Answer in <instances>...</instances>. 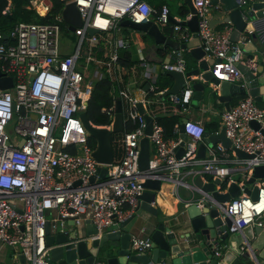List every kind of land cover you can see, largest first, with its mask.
<instances>
[{
    "label": "built area",
    "instance_id": "2783aa9c",
    "mask_svg": "<svg viewBox=\"0 0 264 264\" xmlns=\"http://www.w3.org/2000/svg\"><path fill=\"white\" fill-rule=\"evenodd\" d=\"M70 1L75 3L82 20L73 29L65 25L62 16L65 3ZM211 1L191 0L197 14L200 46L205 57L212 61L209 66L212 75L219 80L240 82L243 72L239 63L252 61L244 56L238 43L247 36L233 41L230 22L215 28L211 23ZM236 1L244 5L248 0ZM51 6V0H32L26 7L35 9L42 21L19 20L8 32L0 30L1 75L12 76L9 87H0V245L16 248L24 257L21 264H50L52 245L46 242L48 234L63 232L69 236V242L76 243L80 239L100 238L103 229L110 225L118 227L136 211L139 196L145 189L143 181L150 176L152 168L164 170L161 184L165 181L183 184V174L189 172L191 177L201 174L204 180L205 173L212 179L218 178L216 189L220 192L236 181L240 194L225 200L223 205L218 203L224 211L222 217L231 218L228 232L241 231L248 223L262 224L264 176L253 182L258 188L256 197L245 192L243 185L254 166L264 164V106L248 94L220 113L221 126L231 145L251 156H238L220 142L208 147V157L199 156L198 141L203 139L206 129L201 121L190 118L183 124L184 151L177 155L175 147L182 141L180 123L174 126L175 132L180 131L177 136L165 137L156 115L186 110L194 92L189 80L185 79L180 92L170 93L167 98L162 97L166 89H158L153 80L155 85L150 86V91L154 97L145 96L142 100L133 92V85L122 84L126 66L121 63L119 51L128 46V37L121 34L122 19L153 21L162 27L171 26L182 39L191 36L187 25L172 22L169 6L163 3L154 7L148 0H62L59 11L44 19ZM3 11L8 12L9 7ZM191 16L192 12L185 17L173 15L176 20ZM89 27L97 31L90 34ZM68 32L76 36L69 46L60 39L61 34L68 35ZM100 40L104 51L98 57L94 53L99 49ZM168 51L173 60L161 61L160 66L184 71L185 61L180 52L176 48ZM104 73L116 88V99L123 103L124 121L131 119L135 124L130 130L123 127L113 137V149L119 146L122 152L109 163H100L94 157L97 142L93 138L92 143V136L80 116L86 109L94 81ZM143 74L154 78L149 67ZM157 94H161L160 98ZM115 100L107 109L112 114L110 123L97 125L90 121L92 125L112 127ZM138 101L149 104L144 109L153 119L146 170L138 167L139 141L145 135L146 125L144 115L137 109ZM155 103L156 106H150ZM252 120L258 123L257 127L252 125ZM191 163H198L200 167L185 170ZM99 165L106 167L103 177L97 172ZM93 174L95 178L91 180ZM190 187L196 189L194 185ZM203 196L206 195L197 199L199 205ZM87 221L94 224L97 232L85 233ZM151 243L150 236L132 234L130 252L145 253ZM218 250L215 253L219 254ZM91 264L109 263L97 257ZM139 264H164V261Z\"/></svg>",
    "mask_w": 264,
    "mask_h": 264
},
{
    "label": "water",
    "instance_id": "95a60500",
    "mask_svg": "<svg viewBox=\"0 0 264 264\" xmlns=\"http://www.w3.org/2000/svg\"><path fill=\"white\" fill-rule=\"evenodd\" d=\"M184 2L190 12H192V16L189 19L176 20L171 14V20L183 26L187 25L193 32V37L198 38L196 33L198 28L196 10L191 0H184ZM213 2L221 3L222 6L220 7L225 12L224 17L217 19L218 22H231L233 24L234 28L230 35L233 41L238 42L242 33H250L251 46H246L243 41H239L243 51H246V56L252 60L249 64L239 63V67L243 72L240 82L219 80V78L212 75L209 69L212 61L205 57V52L201 46L188 42L180 43L178 40L170 38L164 32V27L156 22H134L125 18L121 20V23L148 33L153 37L156 44L164 43L176 49L191 46L190 51L199 60L198 64L185 71L164 69L163 73L173 78L171 86L165 92L166 94L178 92L183 87L185 79L191 80V75L195 74L199 75V80L191 85L195 97L200 93L199 89L207 88L208 83L213 82L219 92V99L223 100L227 106L231 98L236 94H249L254 100H262L264 102V0H248L244 5H239L236 0H213ZM9 5L8 0H0V16L4 13L3 10L6 6ZM62 16L66 21L65 25L69 29H73L75 25L82 23L80 12L73 1L65 3L62 9ZM39 20L42 21L43 18L41 17ZM211 23L213 24L212 19ZM248 25L252 26V30L247 28ZM87 31L91 34L97 30L89 27ZM11 84L12 76H2L0 71V87L7 88ZM136 106L139 112L144 115L146 121L145 135L139 141L138 155L139 169L146 170L149 166L151 154L148 135L152 132L153 119L151 115L145 112L141 101H138ZM80 116L90 135L97 142V147L93 151L94 157L100 163L111 162L114 155L112 133L121 131L124 127V111L121 99L115 100V113L111 128L92 125L85 111H82ZM187 119L188 116H185L180 122L179 130L181 131L182 141L175 147L177 155L182 154L184 151L183 140L186 139V135L183 132V124ZM252 125L257 127L258 123L252 120ZM204 137L205 141L210 144L219 141L225 148L233 149L238 156H251V154L231 145L230 139L225 135L224 126H221L216 132L205 130ZM202 148L198 147V154L204 149ZM202 155L204 154L202 153ZM97 172L103 177L106 174V167L99 165ZM162 175H164V170L152 168L150 176L145 177L143 181L145 189L139 196L140 201L136 208L137 211L145 210L155 216L157 215L158 209L153 204V201L155 200L156 191L160 189ZM204 176L205 180L201 174H195L189 181L191 185L196 187L195 190L198 193L206 195L203 196L202 205L197 203L198 197L192 199L186 206L189 217V230H184L187 222L182 216L171 220L170 224L163 219L159 220L150 235L152 240L151 255L148 252L131 253L129 249L132 235L130 229L134 223L133 219H138L140 214L137 212L121 221L118 227L110 225L107 229H103L104 231L100 238L80 239L74 243L69 242V236L63 232L55 235L48 234L46 242L52 245L50 248V264H91L95 258L101 255L105 257L109 264H139L140 262L162 261L165 258H169L172 264H207V258L212 256L210 262L215 264L220 255L213 254V252L219 247L220 241L235 235H240L242 241L246 240L247 246L253 250V248L257 247V241L264 238L263 222L260 225L248 223L241 231L229 233L227 226L230 224L231 218L228 215L222 217L224 211L218 204L223 205L225 200L240 194L241 190L238 183L232 181L227 186L226 191L220 192L216 189V183L219 179H212L209 173H205ZM262 176H264V164L254 166L251 175L245 180L243 185L245 192L250 193L252 197H256L258 188L253 185V182ZM94 178L95 174L91 175L90 179L93 180ZM95 232H97V228L94 227V224L87 221L85 233L93 234ZM106 241H112L109 252L108 250H103ZM113 251L115 254H113ZM240 252L242 255H249L248 249ZM261 255V253H258L256 259L258 260ZM239 259H241L240 256L236 260ZM23 261L24 257L21 255L20 262ZM217 264H222V261H218ZM259 264L261 263L259 262Z\"/></svg>",
    "mask_w": 264,
    "mask_h": 264
},
{
    "label": "crops",
    "instance_id": "0c3cea01",
    "mask_svg": "<svg viewBox=\"0 0 264 264\" xmlns=\"http://www.w3.org/2000/svg\"><path fill=\"white\" fill-rule=\"evenodd\" d=\"M32 0H29V3ZM149 3L154 6V7H159L161 4L166 3L167 5L170 6L171 9L176 11L175 13H172L176 17H185L190 10L188 9L186 3L184 0H148ZM9 4L11 3V0H8ZM184 2V5H181L180 8H178V11H180L181 14L176 10V7L180 5L181 3ZM213 2V0H212ZM214 3H212L211 6V19L213 21V26L215 28H222L225 24L228 22H218L217 19L222 18L225 16V12L223 9L220 7L222 6L221 3L217 2L219 4L218 7L214 6ZM7 7V6H6ZM10 7V5L8 6ZM181 9H184L182 12ZM44 12V9L42 10ZM171 12V11H170ZM190 18V17H189ZM186 18V19H189ZM232 26V30L234 28L233 24L230 22ZM128 26L126 24H123L121 26V34L124 37H128L126 33H124V27ZM166 29V27H164ZM247 28L249 30H252V26L248 25ZM231 30V31H232ZM170 32L166 31V34L172 38L178 40L180 43H193L196 45L200 46L199 39L196 37H193V32L191 33V36L188 39H182L180 36L176 34V32L173 30ZM250 33L245 32L240 35V39L243 35H246L245 41H243L246 46H251L250 40L251 36L249 35ZM153 39V37H152ZM127 42V47L131 50V56L134 60V62L130 65H125L126 68L124 69V81L122 84L124 85H133V92L139 99H145V96L149 97L150 90L152 85H155L153 83V80H156V84L159 85V81L163 80L161 78V75H166L169 76V84L165 86L164 88L167 89L171 86L173 82V78L170 75L164 74L162 68L160 66L161 61L163 62H169L173 60L172 55L169 54L168 49L169 48H174L171 45L168 44H156L153 39L152 45H149L148 47L143 48V43L142 41H136L135 45H132L130 42V38L128 37ZM239 43V42H238ZM134 46V47H133ZM158 47L165 48V51L163 53L160 51L158 52ZM191 46H186V47H179L177 48V51L180 52V55L184 58L185 61V70H188L192 67H195L198 64L197 58L193 55L190 51ZM246 51H244V56H246ZM210 59V58H208ZM187 62H188V67H187ZM146 67H149L151 71H153L154 78L147 77L143 74L144 70ZM199 80V75H191V80H189L190 84L195 83L196 81ZM263 87V86H262ZM139 88V89H138ZM145 90V93H143L141 90ZM182 88L179 89L178 92L181 91ZM200 93L198 94L197 97L194 96V94L191 97L190 103L187 105L186 110L181 111L179 113H176V115L179 116V123L181 122L182 118L185 116H188V118L193 119V120H199L201 121L205 129L210 131V132H216L220 129L221 127V117L220 113L221 111L227 107L225 102L223 100L219 99V92L217 91V87L209 82L207 85V88L199 89ZM177 93V92H176ZM166 94V93H165ZM168 95V94H167ZM248 94H236L234 95L231 100L229 101V105L236 103L239 99L243 98ZM156 97L160 98L161 94L155 95ZM151 97H154V94H152ZM163 97V96H162ZM256 101V100H255ZM258 105L264 106V102L261 101H256ZM123 105V103H122ZM144 105V108L147 110L149 108V104ZM156 106V103L155 105ZM124 109V108H123ZM167 114V113H165ZM217 122V123H216ZM217 124V125H216ZM180 133V131H179ZM176 132V136L179 134ZM93 138V137H92ZM205 137L203 136V139L198 141V146L197 148L203 147L200 152L199 156H204L208 157L209 152H208V147L212 144L209 142L205 141ZM219 143H213L214 146H216ZM202 145V146H201ZM114 155L113 157H119L121 154V148L114 147L113 149ZM202 153L204 155H202ZM230 156L233 157L234 154L230 153ZM228 165H231V162H227ZM200 165L198 163H191L188 164L184 169L185 170H195ZM184 176L182 177V181L185 183L183 184H175V181H165L161 184L160 189L156 191V196L155 200L153 201V204L157 207V215H153L152 213H149L145 210H136L133 213H140L139 218L135 220L133 219V224L130 229L131 234H138L142 236H150L151 231L153 228L156 226L159 220H164L166 223L170 224L171 220H174L175 218H178L180 216L184 217V219L187 222V225H185L184 230H189V224H188V213L186 211V206L189 202H191L192 199L201 197L202 195L198 193L196 190H194V187H190L189 181L191 180V174L190 172L188 174H183ZM225 188V187H224ZM227 188V187H226ZM129 217V216H128ZM262 222L264 224V214L262 216ZM230 237V239H229ZM225 240L220 241V245L218 247L219 251V258L216 261L215 264L218 263V261H222V264H234L236 261L238 264H264V238H261L257 241V247L250 249L247 246V242L244 238L245 241H242L240 235H235V236H229ZM255 238V236H254ZM253 238V239H254ZM241 240V242H240ZM239 244V245H238ZM1 246V245H0ZM5 246V245H2ZM238 246V248H237ZM3 247H0V264H21L20 262V256L21 254L18 252V250L14 247L6 246L5 247V253L2 254L3 252L1 251ZM248 249L249 255H242L240 251ZM215 250L213 254L215 253ZM148 254H152V249H148ZM258 253H261L262 255L259 256V259H256V255ZM6 254V255H5ZM240 256L241 259L236 260L237 257ZM213 257V256H212ZM211 258H207V264H211ZM164 264H172L171 260L169 258L163 259ZM197 264V263H195Z\"/></svg>",
    "mask_w": 264,
    "mask_h": 264
},
{
    "label": "trees",
    "instance_id": "16d2710c",
    "mask_svg": "<svg viewBox=\"0 0 264 264\" xmlns=\"http://www.w3.org/2000/svg\"><path fill=\"white\" fill-rule=\"evenodd\" d=\"M52 6L50 8V11L48 12V15L44 17V19H49L54 13L58 12L62 0H51ZM29 2V0H11L9 11L6 13H3L0 16V30L4 33L8 32L14 24L19 20H26V21H38L42 16L37 13L35 9L26 7V4ZM183 12L184 9H181ZM121 26L123 25L120 21ZM166 31L170 32L173 31L171 26H166V29L164 28V32ZM169 33V34H170ZM99 49L95 51V56L101 57L103 56V41H99ZM169 48L168 50H170ZM158 52L165 51V48L158 47ZM121 63L123 65H130L134 62L132 56H131V50L129 48H122L119 51ZM187 67L188 62H187ZM161 78L163 80L159 81L158 89H164L167 84H169V76L161 75ZM113 82L109 79L106 73L103 74V76L97 80L94 81V86L92 89L91 96L88 100L85 112L88 117V119L97 125H106L110 123L112 119V114L108 112V107L111 106L114 103V100L117 98V91L116 88L113 87ZM152 92H150L149 97L152 96ZM167 94H163L164 98H167ZM151 107H154V104H150ZM124 111V109H123ZM125 116V112H124ZM156 119L158 122L163 126L164 135L165 137H175L176 132L174 131L175 124L179 121V116L176 114H165V113H158L156 115ZM217 123V122H216ZM134 123L131 119H127L124 121V130H130L134 127ZM217 125V124H216ZM121 131L113 132L112 133V139L114 135L120 134ZM92 143L95 142V140L91 137L90 138ZM225 184V183H224ZM223 184V185H224ZM109 247L104 246L103 250L109 252ZM103 251V252H104ZM113 254L115 252L113 251ZM98 258L105 259L104 256H100ZM234 264H238L236 261Z\"/></svg>",
    "mask_w": 264,
    "mask_h": 264
},
{
    "label": "rangeland",
    "instance_id": "374dc122",
    "mask_svg": "<svg viewBox=\"0 0 264 264\" xmlns=\"http://www.w3.org/2000/svg\"><path fill=\"white\" fill-rule=\"evenodd\" d=\"M181 5H184V2L181 3L180 5H178L176 7V10L177 11H178V8H180ZM169 8H170V6H169ZM171 8H170L171 14L172 13H175L176 14V11H174ZM178 12L179 13H177V14H181L180 11H178ZM124 33H126L128 35V37L130 38V42H131L132 45H135L136 44V41H142L143 48L144 47H148L149 45L154 44L153 43L152 36L149 35L148 33L144 32V31H142V30H139V29H136V28H132V27H129V26H125L124 27ZM67 34L68 35L61 34L60 39H61L62 44L64 43L67 46L73 45L72 42L76 39V36L72 35L70 32H68ZM90 70H92V68H90ZM114 137H116V134L114 135ZM111 244H112V241H106L105 242V246L106 247L107 246L109 247V245H111ZM0 247H3V249L1 251L3 252L2 254H4L5 253V250H6L5 249L6 246H0Z\"/></svg>",
    "mask_w": 264,
    "mask_h": 264
},
{
    "label": "bare ground",
    "instance_id": "6f19581e",
    "mask_svg": "<svg viewBox=\"0 0 264 264\" xmlns=\"http://www.w3.org/2000/svg\"><path fill=\"white\" fill-rule=\"evenodd\" d=\"M45 11V10H44Z\"/></svg>",
    "mask_w": 264,
    "mask_h": 264
}]
</instances>
